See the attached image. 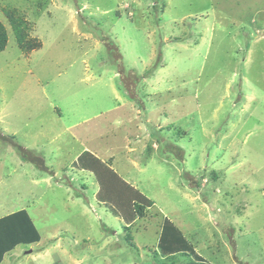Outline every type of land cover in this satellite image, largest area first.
<instances>
[{
	"label": "rangeland",
	"instance_id": "374dc122",
	"mask_svg": "<svg viewBox=\"0 0 264 264\" xmlns=\"http://www.w3.org/2000/svg\"><path fill=\"white\" fill-rule=\"evenodd\" d=\"M10 10L26 23L24 39L40 47L17 45ZM0 22L8 35L0 133L21 140L26 130L37 145L33 125L47 124L52 106L114 107L119 94L134 121L108 135L125 161L98 166L112 170H103L111 189L121 185L119 173L149 199H138L143 216L131 201L108 199L120 223L109 209L81 205L91 199L82 188L93 190V176L58 169L50 183L44 171L37 175L40 161L29 155L21 166L0 141V217L26 208L41 235L0 264H264V0H0ZM50 164L61 160L49 156ZM164 218L187 248L160 250Z\"/></svg>",
	"mask_w": 264,
	"mask_h": 264
},
{
	"label": "crops",
	"instance_id": "0c3cea01",
	"mask_svg": "<svg viewBox=\"0 0 264 264\" xmlns=\"http://www.w3.org/2000/svg\"><path fill=\"white\" fill-rule=\"evenodd\" d=\"M116 73L114 72L113 75L108 78L109 81L113 82V80H115ZM81 81L82 79H77L76 82L80 83ZM114 100L116 101V105L114 107H110L107 105L105 107H99L94 110L93 109L89 110L79 106V108H77L76 110L67 108V111H65L61 107H58V105L52 106L51 116L48 117V123L47 124L43 123L42 125L41 123L33 125L31 135L33 138H35L36 142H40L37 145H31V143L27 141L26 130L24 131V136L21 140H18L17 136L15 135L14 136L17 140V143L20 144L21 147L34 152L35 154L34 159H38V161L41 162V165H37L36 163H34L36 168L38 170H41L37 175L44 178V175L42 173L44 171L47 175V177L45 178L50 183L51 180L52 181L54 180V178H57L58 180V177H56L58 169L62 170L66 176L77 174L75 175L76 177H78L77 179H79L80 177H85L88 179V176L90 179V177L93 176V179L91 181V185L95 186L93 187V190L88 187L82 188L83 189L82 193H84L85 196L88 192L91 193V199L88 198L89 202L87 201V199L86 201L85 200L83 201V199H81L83 202L82 203L79 202L80 200L79 196L78 198L75 199V201L77 203H81V205L86 204V207L91 206V204H97V208L102 210L104 213H107L106 209H109L114 214V216L117 219H119L120 223H124L125 221L124 217L112 209L111 201H108L106 198L100 197L101 192L104 193L103 187L100 181L98 180V177L95 176L96 174L94 173V168L91 165L94 162H99L104 164L110 162L109 167H111L113 166L111 164L113 162V163H117L118 168H120L118 164L122 163L123 160L125 161V159L122 158L123 156L122 151L124 150L118 147V143L116 142V140L110 137L108 134L112 129L116 127V129L122 135V132L125 133L121 128L122 124L124 123L129 124L130 122L131 125L129 124V126H132V121H134V118L133 116H131L132 113L129 112L130 109H132V106L126 101V99L123 96L119 94H116ZM138 112L139 110L136 109L135 114L137 119H139ZM67 116H68L67 122H69V119H72V121L69 122L67 125L61 124L60 126H58V124H54V119L57 122H61L60 119ZM50 121H52L53 124L50 125L49 124ZM24 124H26V126L28 125L27 122H25ZM134 128L137 129L138 124H135ZM6 130L11 133L13 132L11 131L12 129L6 128ZM126 131H128L127 133H130L131 129L129 128ZM37 138H39L40 140H38ZM5 144L9 145V143H5ZM76 145L78 146L77 149H76ZM67 147L68 149H65ZM116 149H118V151L119 150L122 151H120V153L118 152L117 154H114V151ZM15 153L18 155L21 161L20 162L21 166L25 164L27 166L29 164L28 162L29 160L23 161L20 158L17 150ZM49 156L50 158L58 157L59 160H61L60 167L56 169L52 167V164L49 165V167H51L52 169L47 166L50 170H52V172L46 169V160L47 161L49 160ZM117 156H119L120 160L116 159ZM126 159H128V157ZM117 175L122 180L129 183L127 179H124L123 176H121L119 173ZM55 183L58 184L59 182L55 181ZM132 184L130 185L133 186L134 188H136L138 185L135 184L133 181ZM60 186L61 185L58 184V187ZM69 189H71V187H69ZM138 190L142 193L140 189ZM64 191L67 193V190ZM82 193L80 195L81 197H82ZM118 204L121 203L118 202ZM13 211H10L9 213ZM100 223L101 226L105 228V233L107 235H111V234L117 235V230L115 228L110 227L111 224H108L104 221H101ZM108 237L109 236H106L105 239H107ZM52 238L57 239L60 238V236L58 235ZM38 242L41 243V235L37 243ZM87 249L88 247L84 248V253L87 251Z\"/></svg>",
	"mask_w": 264,
	"mask_h": 264
},
{
	"label": "trees",
	"instance_id": "16d2710c",
	"mask_svg": "<svg viewBox=\"0 0 264 264\" xmlns=\"http://www.w3.org/2000/svg\"><path fill=\"white\" fill-rule=\"evenodd\" d=\"M6 18L10 22L13 33L16 37V43L19 45V47L22 48L23 51H31L34 48H38L41 46L40 41L33 43H29L26 38L24 39L25 35V21H23V18L16 13L15 10L6 11ZM24 30V31H23ZM7 39L8 35L6 32V28L4 25L0 22V51H3L7 45ZM26 42V43H25ZM29 45V46H25ZM0 141L4 143H9L12 147H14L17 152L19 153L20 158L23 161H27L29 155H31V159L35 158V154L32 151H29L23 147H21L20 144L17 143V140L14 135H3L0 133ZM179 151L180 148H178ZM177 152L179 156H181L180 152ZM30 160V159H28ZM38 160V159H37ZM32 161H34L32 159ZM97 161V160H96ZM34 163V162H33ZM99 162H94L95 164L93 166L94 172L96 176L98 177V180L100 181L104 195V198L107 200L110 199L112 201L121 203V206H125L128 201H131L134 205L137 204L138 210L136 211L138 215L143 216V204L141 202H148L149 199L144 196L138 189L134 188L133 186L129 185L124 180H120L121 178L117 175L116 177H119L120 179H117L121 185L118 187H114L112 185V189L110 188V185H108L110 181V174H107L103 170H108L110 173H112V170L105 167L98 166ZM99 168L101 169L99 171ZM47 170L52 172L48 167H46ZM113 180V179H111ZM127 185L128 188L133 191V198L130 197L129 189L125 186ZM125 188V189H124ZM106 192V193H105ZM100 194V197L103 195ZM105 199V200H106ZM138 199L142 200L141 202L138 201ZM109 201V200H108ZM112 209L115 211L114 207L115 205L112 204ZM116 212V211H115ZM40 235L38 232V229L36 225L33 223L29 212L27 209L22 208L16 211H13L11 213H8L6 215H3L0 217V263L3 260L4 255L10 251L11 249L15 248L18 244H31L39 241ZM158 246L160 250L165 254H172L175 253L181 248L188 247L186 243V239L183 236V234L179 231V229L176 227V225L169 220L168 218H164L163 223L161 225V233L159 235V242ZM193 264H205L204 262H194Z\"/></svg>",
	"mask_w": 264,
	"mask_h": 264
}]
</instances>
